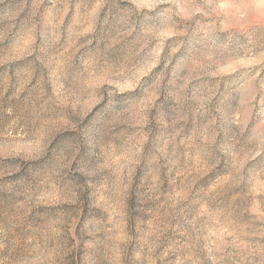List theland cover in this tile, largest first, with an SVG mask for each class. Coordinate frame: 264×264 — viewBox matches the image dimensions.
I'll return each instance as SVG.
<instances>
[{"label":"rangeland","instance_id":"1","mask_svg":"<svg viewBox=\"0 0 264 264\" xmlns=\"http://www.w3.org/2000/svg\"><path fill=\"white\" fill-rule=\"evenodd\" d=\"M0 264H264V0H0Z\"/></svg>","mask_w":264,"mask_h":264}]
</instances>
